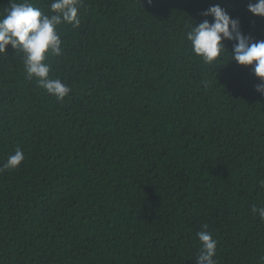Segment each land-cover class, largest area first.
I'll return each mask as SVG.
<instances>
[{"label":"trees","instance_id":"obj_1","mask_svg":"<svg viewBox=\"0 0 264 264\" xmlns=\"http://www.w3.org/2000/svg\"><path fill=\"white\" fill-rule=\"evenodd\" d=\"M47 12L52 0H32ZM255 0H83L50 75L63 101L0 55V264H195L208 225L218 264L264 255V95L250 68L208 65L185 40L210 6L264 40ZM10 0H0V12ZM232 50L233 42L224 41Z\"/></svg>","mask_w":264,"mask_h":264},{"label":"clouds","instance_id":"obj_2","mask_svg":"<svg viewBox=\"0 0 264 264\" xmlns=\"http://www.w3.org/2000/svg\"><path fill=\"white\" fill-rule=\"evenodd\" d=\"M148 3L151 5L152 0ZM83 6V0H52L48 11L44 12L32 0H10V6L0 12V55H6L9 45L21 53L26 79L56 101L68 97L72 88L59 75H50L52 65L49 60L63 56L61 27L79 28ZM247 11L253 17L264 18V0L249 3ZM203 15L212 17L211 22L205 19L198 25L191 24L185 32L192 54L208 65L227 56L229 63L250 68L259 80L256 92L264 95V40H254L250 35L242 34L239 21L219 5L210 6ZM224 41L233 42L230 53ZM24 161V153L17 147L0 163V174L18 169ZM260 183L264 186V180ZM251 211L264 222V205H253ZM196 238L199 248L195 264H218L219 242L207 224L196 233ZM258 264H264V255L259 257Z\"/></svg>","mask_w":264,"mask_h":264}]
</instances>
